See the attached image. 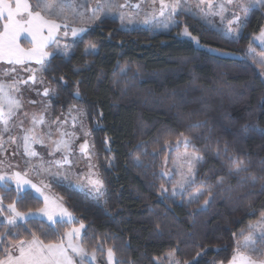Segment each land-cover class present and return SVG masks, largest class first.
<instances>
[{"label":"trees","instance_id":"obj_1","mask_svg":"<svg viewBox=\"0 0 264 264\" xmlns=\"http://www.w3.org/2000/svg\"><path fill=\"white\" fill-rule=\"evenodd\" d=\"M185 25L199 37L201 45L223 54L241 51L199 18L187 16ZM263 26L264 7L256 8L243 25L242 41L246 43ZM89 32H93L97 51L84 60L76 54L72 75L81 101L95 108L98 139L114 163L105 172L111 215L96 225H86L84 246L100 255L112 247L115 264L118 260L123 264H154L157 260L168 264L167 254L173 249H178L175 254L182 264L222 260L221 252L227 254L228 249H215L213 243L245 230L264 213V189L259 180L264 176L260 164L264 135L251 129L246 134L243 131L245 125L264 128V80L259 71L247 60L209 53L174 30L155 31L147 26L119 29L99 24ZM125 68L127 71L122 72ZM198 120L208 123L193 128ZM180 133L190 137L205 157L194 190L206 189L218 177L227 176L223 157L213 155L217 141L221 149L227 141L237 155L251 160L250 172L257 176V183L240 184L237 178L228 177L231 191H217L206 211H198L208 198L206 191L195 204L160 197L157 177L166 155L170 161L177 150L173 145L181 140ZM136 157L142 161L139 167L134 162ZM201 180L207 183L201 185ZM0 194L4 205L17 198L13 188L0 189ZM17 207L35 210L41 207V200L26 189ZM53 229L63 233L67 226L57 223L49 228L46 221H30V231L45 241L56 239L58 233ZM19 231L20 236L11 239L31 238L23 228Z\"/></svg>","mask_w":264,"mask_h":264},{"label":"snow or ice","instance_id":"obj_2","mask_svg":"<svg viewBox=\"0 0 264 264\" xmlns=\"http://www.w3.org/2000/svg\"><path fill=\"white\" fill-rule=\"evenodd\" d=\"M93 0H0V20L3 21L2 31H0V61H5L7 64L12 65L10 69L0 68V153L5 151L4 144H13L17 142V137L12 135L13 128H20L22 130V146L24 154L27 157H37L39 154L33 149L34 144H44L47 139L50 142L49 146L52 148V153L63 152L61 161L56 162V167L59 168L61 163H70L67 154L70 152V140H65L63 137L70 134L61 131L57 128L56 132L59 133V139H53L54 133L51 131V126L44 119L43 115L33 112L31 114L30 127H24L23 121L19 119L18 110L24 106L22 99L23 92L22 86L28 85V81L33 83L39 80L43 84L44 73L49 71L52 60L57 56L67 57L70 55L68 52L69 46L67 44L61 45L59 43L58 33L63 29V36L67 37L69 32L72 37H79L88 31V26L96 21L103 19L119 18L120 24L123 27L127 19L128 23H132V13H125V7L141 9L143 4H147L148 8L144 10L143 19L140 21L144 24H151L153 28H169L170 26H178L180 21L176 19L178 15L184 13L191 15L193 18L207 19L209 15H218L221 20L225 19V13L230 11V7L239 8L240 12L232 11V19L228 20V28L226 31H221L220 35L229 40L236 39L242 29L241 13L243 19H247L248 12L256 8L264 7V0H197L195 5L189 0H159V9L156 7L157 0H139V2L132 4L131 0H95V6L89 12V5ZM195 9V10H194ZM233 21L241 24V27L232 28ZM235 32L236 36L231 33ZM27 33L31 37L32 47L25 49L19 44V37L21 34ZM190 37L197 44L200 43L199 37L193 36L189 31V27L185 25L181 33ZM260 40L264 43V31L260 34ZM96 46L90 44L86 51L95 50ZM48 49H51L49 51ZM247 54H253L254 50L249 47ZM35 61L38 69L23 68L25 72H30L31 75L24 79L18 76L16 65L23 67L28 61ZM259 62L264 65V54L259 58ZM126 72L127 69H122ZM39 73V77H37ZM31 90L39 91L32 88ZM44 96H56L58 93L55 90H50L48 87L43 89ZM76 99H82L80 92L77 90L74 94ZM35 104L36 101H29ZM50 103V102H49ZM47 111V106L43 109ZM25 116L28 113H24ZM207 120H198L192 125L193 128H199L207 124ZM40 126H46L47 131H38ZM251 129L252 131H259L264 135V128L257 129L255 126L245 125L243 131L245 134ZM211 131V129H209ZM5 133H8L7 140H5ZM182 141L178 138L177 146L180 142L185 145V151L180 153L177 160L180 161L179 168L180 179L176 181L172 189V197L177 194H182L187 190V187L196 182L198 174V166L205 160L203 154L199 149H196L190 137L180 133ZM165 145L169 144L165 140ZM87 141L80 144L81 149H86ZM192 146V151H188V146ZM217 148L213 155L222 159V163L227 169V176H220L216 179L214 184L209 185L206 189L201 188L194 195H192L188 203L191 204L199 201L200 197L207 192V197L203 201L198 211H206L207 206L215 199L217 191H231V186L227 184L228 177H235L240 184L248 183L249 181L254 185L257 183V176L250 172L251 160H245L237 155L235 148H230L227 141H225L223 148L219 147L217 141ZM19 146V145H18ZM147 154V150H145ZM155 155V151L153 152ZM136 165L139 167L142 164L139 157L135 158ZM4 160L0 159V169L4 167ZM26 168L23 172L14 171L9 174L6 171H0V189L4 191H11L10 185L15 183L17 198L13 202L5 205L3 203V194H0V226L3 231H0V264H91L97 260L95 251L89 252L84 246L83 237L81 236L82 230L87 231L83 221L79 222V226H75L77 217L65 207L64 198L62 196L49 197L44 193V188L50 185L44 184L41 180L40 184L43 187L33 183L27 179L28 169L33 168L29 160H25ZM262 171H264V158L260 160ZM9 168L12 165H8ZM91 167V166H90ZM186 169V170H185ZM44 173L50 175L53 180L61 177L60 171L53 172L51 168L44 170ZM162 175H170V173H162ZM62 179L69 180V175L64 174ZM90 190L85 189V184L82 178L77 177L73 182L70 181L69 187L73 190L84 192L86 197H90V202L98 207H102L99 202V197L105 192V182L98 173L89 172L85 177ZM262 189H264V176L259 177ZM201 185L207 183L206 180L200 181ZM30 185L37 193L43 196V207L36 208L35 210L29 209L28 211H20L17 203L24 199L26 191L25 186ZM178 186V187H177ZM163 193H167L164 185H160ZM39 199V197H37ZM107 204V201H104ZM105 215H111L105 208ZM48 223L49 228L57 223H68L73 225L63 233L57 232V237L54 240L45 241L34 231H30V221L41 220L42 223ZM157 232L160 231V226L157 225ZM259 227L260 232L258 240L264 245V213H261L260 218L255 223L248 225L249 235L244 238V247L251 246V251L259 252L260 256L253 258L252 255L247 254L240 250L238 242L237 248L234 251L228 264H264V247L257 248L253 240L255 229ZM23 228L24 231L30 233L29 238L11 239V237H19V229ZM243 229L241 234H243ZM47 235V232L43 233ZM236 235L235 233L233 234ZM173 249L167 254L168 264H181V261L176 258V251ZM100 251L104 249L100 246ZM200 253H197L199 256ZM115 252L112 247L107 248V264H113ZM116 264H123V261H116ZM129 264H135L130 261ZM154 264H160L157 260ZM183 264H189L184 261ZM223 264V261L219 262Z\"/></svg>","mask_w":264,"mask_h":264},{"label":"rangeland","instance_id":"obj_3","mask_svg":"<svg viewBox=\"0 0 264 264\" xmlns=\"http://www.w3.org/2000/svg\"><path fill=\"white\" fill-rule=\"evenodd\" d=\"M121 3H123V0H120ZM139 2V0H131L132 4H135ZM190 3L195 5L197 0H189ZM240 2H243V0H240ZM80 3H83V0H80ZM14 4V0H13ZM95 6V0L89 5V12H91L92 7ZM157 9H159V0H157L156 3ZM230 7V11L225 13V19L221 20L220 16L218 15H209L207 19H201L205 21L206 25L213 28V31L216 35L222 37L220 35L221 31H226L228 28V20L232 19L231 12L236 11L240 12L239 8H232ZM148 8L147 4H143L141 9H135V8H129L125 7L123 11L127 13H132V23H128L127 19L125 21L124 26L122 27L120 24L119 18L115 19H103L102 21H96L95 23L88 26V31L84 34H81L79 37H72L71 33L69 32V35L67 37L63 36V29L60 33H58L59 37V43L61 45L67 44L69 46L68 52L70 53L67 57H61L57 56L55 59L52 60V63L49 67V71L44 73V83H39V80L37 79V82L33 83V81H28L29 85L28 87L37 88L36 90L43 91L45 87H48L50 90V93L52 90H55L58 95L56 96H41L40 94L37 95L35 93L32 95L29 99L23 100L24 106L22 109L18 110V116L19 119L23 121L24 127L27 124V122L30 121L31 114L33 112H36L40 114L41 110L43 111L44 108L39 109L43 103L47 105V111L45 112V119L48 122V124L51 126V131L54 133L53 139H59V133L56 132V129L59 128L63 132H67L69 129H72V131L77 132L81 138V141L84 142L87 141V149L85 152L82 151L80 148V145L76 146L73 152H71L70 156L68 157V160L70 163H61L60 167L57 168L56 162L61 161L65 153L63 152H56L52 153V148L49 146L50 142L45 140L44 144H34L36 147L33 149L39 154L37 157H27L24 154L23 149V142L20 137L22 136V130L20 128H13L12 129V135L17 137V142L13 144H8L7 142L4 144L5 151L3 153H0V159L4 160V167L0 169V171H6L9 174L14 171H21L23 172L26 168L25 160H29L31 164L33 165V168L28 169V175L27 179H30L33 183L37 184L38 186L43 187V185L40 184V181L43 180L44 184L50 185L48 188H44V193L48 195L49 197H55V196H62L64 198L65 207L69 209L76 217L77 221L75 226H79V222L83 221L85 226L87 224L96 225L100 222V219H102L105 216L104 209L110 207V198L108 194V189L105 181V172L107 166H112V156L106 151V147L101 146V143L98 139V132L96 130L97 126V113L95 112V108L91 105L84 104L81 99H76L74 97V93L77 91L76 89V78H73L74 72L76 69L74 66L77 62L76 56L79 55L84 60L85 58L89 57L90 54H95L97 51V44L95 40L93 39V32H89L91 28L94 25H104L107 28L110 27H117L119 29H132L136 27L141 26H147L152 28L155 31L162 30L164 32L174 30L175 33H181L184 26V19L187 16L184 13H181L176 17L177 20L180 21L178 26H170L169 28H153L151 24H144L140 21L143 19L144 10ZM195 10V9H194ZM253 10H250L247 15V19H243V14L241 13V20H242V29L239 34V36H236V33H231L232 36H236V39L229 40L231 42H234L238 45V47L241 49L240 53H228L223 54L219 52L217 49L212 48L210 46H204L201 44H197L193 39L187 36L178 35L182 38H187L193 41L198 47L201 49L215 54V55H226L231 56L237 59H243L249 61L251 64H253L256 69L259 71L262 79L264 80V65H262L259 62V58L262 54H264V43L260 40V34L262 31H264V26L261 29V31L256 34L255 36H252L248 39L246 43L242 41V34H243V25L246 24V21L249 19L250 14ZM2 24L3 21L0 20V31H2ZM232 28L241 27V24L233 21V24L231 26ZM86 36L84 40L81 41L82 36ZM225 39V38H224ZM251 43V46H248V43ZM19 44L21 47L28 49L32 47L31 44V37L27 33L21 34L19 37ZM94 44L96 46L95 50H89L86 51V48L90 45ZM251 47L254 50L253 54H247L248 48ZM51 51V49H48ZM77 54V55H76ZM12 65L7 64L5 61H0V68L2 69H10L12 68ZM18 72L19 77H23L24 79H27L29 75H31L30 72H25L23 68H32V69H38L39 65L33 60L28 61L26 64L21 67L19 65L15 66ZM73 68L75 70H73ZM67 74L70 75V79L68 80L67 77L64 75ZM73 74V75H72ZM37 77H39V73H37ZM74 80V81H73ZM44 86V87H41ZM29 101H36L37 103L32 104L29 103ZM50 102V103H49ZM157 103V102H156ZM28 113L27 116L24 115V113ZM48 129V128H47ZM41 130V129H40ZM42 130H46V126H42ZM8 133H5V140H7ZM66 137V136H65ZM182 141V138H181ZM74 142H77L74 140ZM19 145V146H18ZM40 145V146H38ZM71 146V145H70ZM106 146V145H105ZM172 148V147H171ZM173 149H177L172 154V159L168 160V155H166V158L163 160V167L161 171L158 174V185H159V196L162 198H165L171 202L181 201L183 199L184 202L188 203L189 198L194 195L198 190H194V184L187 187L186 191H183L182 194H177L174 198L172 197V189L174 185H176V181L180 179V171L179 168L180 161L177 160V157L180 153H183L185 151V145L180 142L177 146V142L174 143ZM188 151H192V146H188ZM8 165H12L11 168L8 167ZM91 166V167H90ZM200 166H198V174L200 172ZM47 168H51L53 172L60 171L62 176L64 174L69 175V180H64L61 177H57L55 180L52 179L50 175H47L44 173V170ZM186 170V169H185ZM98 173L99 176L104 180L105 182V192L100 195L99 202L102 205V207H98L90 202V197H86L84 192L73 190L71 187H69L70 181L73 182L77 177L82 178L85 189L90 190V186L87 184V180L85 177L89 172ZM170 173V175H162V173ZM196 176V178H197ZM163 184L164 188L167 190V193H163L160 189V185ZM11 188L16 190L15 183H12L10 185ZM178 187V186H177ZM26 189H29L35 196L39 197L41 200V207H43V196H41L39 193L35 191V189L31 188L30 185L25 186ZM200 190V189H199ZM202 197V196H201ZM200 197V199H201ZM199 199V200H200ZM107 201V204H104V201ZM197 201L191 203L195 204ZM201 205H203V201L201 202ZM6 209V205H5ZM21 211V210H20ZM46 221V218H44ZM255 223V222H252ZM67 226V229L72 227L73 225L68 223H63ZM249 225V224H248ZM247 229V230H246ZM244 231L243 234H241V231H239L235 236L234 235H228V238L226 241L223 242H214L213 247L215 249H218L219 247L227 248V254L222 251L221 252V259L220 261H211L210 264H219V262L223 261V264H228V261L231 259L232 255L234 254V251L237 248V244L239 242L240 244V250L246 252L249 255H252L253 258L260 256L259 252H253L251 251V246L244 247V238L249 235V229L248 226ZM260 229L257 227L253 234V240L255 241V246L257 248L264 247L260 243V241L257 239L259 236ZM83 230L81 232L82 236ZM228 234V232H226ZM89 252L95 251L97 255V260L94 262H91V264H107V250L103 252V254L97 253L96 250H89ZM176 255V254H175ZM177 259L179 257L176 256ZM262 259H264V256H261ZM168 259V258H167ZM180 260V259H179ZM168 263V262H167ZM86 264L88 262L86 261ZM113 264H115V257L113 260ZM182 264V262H181Z\"/></svg>","mask_w":264,"mask_h":264},{"label":"flooded vegetation","instance_id":"obj_4","mask_svg":"<svg viewBox=\"0 0 264 264\" xmlns=\"http://www.w3.org/2000/svg\"><path fill=\"white\" fill-rule=\"evenodd\" d=\"M28 85H29V83H28ZM28 85H24V86H22V92H23V96H22V99L25 101V100H27V99H29L32 95H34L35 93H37V91H34V90H31L33 87H28ZM41 87H44V86H41ZM34 89H37V88H34ZM39 91V90H38ZM39 94L41 95V96H44V94H43V91H39ZM45 106H47L45 103H43L42 105H41V107H39V109H41V108H45ZM40 114L41 115H43V117H44V119H45V112H43L42 110H41V112H40ZM30 120H31V118H30ZM45 120H47V119H45ZM29 123V124H28ZM27 124L28 125H26L25 127H30V121L29 122H27ZM41 129V130H40ZM48 129H47V127H46V130H44V131H47ZM38 131H43L42 130V126H40L39 128H38ZM66 133H68V134H70V135H68V136H66V137H63V139H65V140H70L71 141V143H70V147L72 148V149H75L76 148V146L78 145H80V144H82V143H85L83 140L81 141V138H80V136H79V134L77 133V132H74V131H72V129H69ZM22 134V133H21ZM60 138V137H59ZM74 140H76L77 142H74ZM38 146H40V145H38ZM33 148L34 147H36L35 145H33L32 146ZM37 148V147H36ZM70 148V152L67 154V156H70L71 155V152H73V150ZM86 149H87V145H86ZM86 149H82V151L83 152H85L86 151Z\"/></svg>","mask_w":264,"mask_h":264}]
</instances>
